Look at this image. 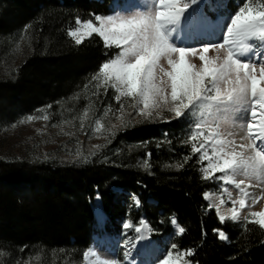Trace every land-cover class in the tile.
<instances>
[{
  "label": "trees",
  "instance_id": "16d2710c",
  "mask_svg": "<svg viewBox=\"0 0 264 264\" xmlns=\"http://www.w3.org/2000/svg\"><path fill=\"white\" fill-rule=\"evenodd\" d=\"M111 1L0 0V58L14 49L9 38L25 37L18 67L0 77V116L14 121L38 108L56 109L119 53L97 35L80 45L68 35L77 19L109 15ZM181 129L179 119L121 129L112 146L123 150L107 163L0 159V264H81L97 232V196L108 231L115 225L120 232L121 220L130 213L133 225L144 217L153 238L165 237L172 234L175 217L184 232L172 243L192 252L191 264H264V228L222 223L208 209L204 194L211 186L197 157L177 139ZM145 159L143 168L138 161ZM114 187L135 194L140 208L129 210L131 198Z\"/></svg>",
  "mask_w": 264,
  "mask_h": 264
},
{
  "label": "rangeland",
  "instance_id": "374dc122",
  "mask_svg": "<svg viewBox=\"0 0 264 264\" xmlns=\"http://www.w3.org/2000/svg\"><path fill=\"white\" fill-rule=\"evenodd\" d=\"M244 2L245 0H198L195 5H191L190 0H180V6L189 4L190 7L196 8L195 18L188 24V36L192 35L193 30H196L198 37L205 35L206 31L214 34L215 30H219L217 32L220 33V36L214 42H188L185 47L197 49L195 56L189 55L187 58L189 63L196 65L197 68L200 67L199 54L201 47L222 42L224 31L231 16L235 13L234 10L237 12ZM257 2L264 3V0H251L252 6H256ZM111 10L112 12L109 15L100 16L102 18L101 21H96V16L93 17L91 21L94 26L99 28L102 22L106 24V18L110 16L118 23L120 20L126 21L139 19L148 14L154 15L155 6L151 4V9L146 14L134 4L133 0H112ZM81 22L80 25L75 24L70 30L75 31L79 28L80 32L84 33L82 41L93 35L99 36L104 41L103 37L98 33L88 35L87 30L83 28V23L87 21ZM72 38L75 41V38ZM24 43V35L7 40V44L14 47V49L7 53L8 56L0 58V77H5L7 69L9 70L13 67L12 71L10 70L11 74L18 67L22 59ZM107 46L117 48L111 41L108 42ZM121 50L122 48H119V52ZM228 50V45L220 48H210L208 55L212 58L218 56L220 58L219 62H222ZM254 52L256 54L264 53V46H257ZM13 56L15 58L12 60L10 57ZM172 58H177L176 54H172ZM160 64L165 70H170L167 58H162ZM256 71L259 74V65H257ZM113 82L109 81L105 84L103 76L99 75L97 80L91 79L87 87L67 101H62L61 104L56 106V109L49 106L38 108L30 114L18 116L14 121H9L5 116H0V159L5 161H40L58 165L91 164L95 160L107 163L123 150V146L119 149L112 146L113 139L119 130L143 121L164 122L177 119L174 113L168 111V107L171 106L170 95L168 105L162 104L159 108L150 107L149 109H144L142 98L139 96L121 97L120 101L117 102L115 96L118 93L111 87ZM226 88L227 85H223L222 91L226 90ZM166 91L170 93V88H166ZM141 109H144L145 112L151 111L152 115L141 114ZM237 115H240L241 119H243L242 114ZM29 116L32 117L31 120L28 119ZM179 120H181L182 129L176 134V137L180 140L181 145H186L191 149L194 144L197 148H200V152L195 154L197 158L205 152L208 153L203 161H199L202 176L211 186L206 192L207 198H205L204 194L208 209L214 210L218 219L220 216H224L223 213L226 211L228 215L224 216L225 221L233 223H256L259 221L261 217L251 214L264 212V184L247 189L249 192L261 197L257 203L248 206L247 198L240 195L233 184L226 182L227 176L224 179H220L224 174L216 172L209 167L210 164L215 165L225 158L219 154L220 146L215 141L227 143V141L232 140L237 145L241 143L247 144L249 141L242 139L245 132L236 129L231 121L218 120L214 115H209L205 117L206 122L201 123L200 134L196 136L195 140H191L189 125L192 118L182 117ZM97 121H99V124H97ZM228 133L233 134L229 135ZM165 138L167 137L165 136ZM185 140L188 142L184 143ZM201 143L204 144L203 148H201ZM214 147L217 150L216 154H213L212 151ZM235 150L237 152L241 151L238 147ZM243 154L245 157L254 155L251 150H246ZM138 164L146 168L148 159L139 160ZM205 175H207V179ZM239 179L241 177L237 176L236 180ZM252 183L256 184L255 181H252ZM113 189L117 194H126V196L131 198L130 204H128L129 210L132 207L136 210L140 208V202L138 205L136 203L137 196L124 193V191L116 187ZM240 199H245L246 206L244 208L239 206ZM231 201H235V204ZM233 212L239 217L236 221L230 219ZM94 213L98 222L97 232L93 237L92 245L84 253L81 264H89L88 258L92 255L91 249L96 246L105 250V258L99 259V264H159L160 261L167 258L165 254L169 251L173 253L172 261L175 264H191L188 261L187 252L180 251L177 246L175 249L172 248V245H174L172 243L173 238L182 234L179 232L181 226L175 217L171 218L173 228L171 235L153 238L152 228L147 220L143 217L141 219L143 223L133 225L130 220V213H127L121 220L120 232L115 231V225L110 227L111 232L104 229L105 225H107L106 215L101 210L98 196L94 203ZM173 219L176 224L172 223ZM124 223H129L132 227L124 229L122 227ZM137 226L141 229L140 233L134 231ZM141 236L146 239L140 240L139 237Z\"/></svg>",
  "mask_w": 264,
  "mask_h": 264
},
{
  "label": "snow or ice",
  "instance_id": "6c2138e0",
  "mask_svg": "<svg viewBox=\"0 0 264 264\" xmlns=\"http://www.w3.org/2000/svg\"><path fill=\"white\" fill-rule=\"evenodd\" d=\"M197 2L190 0L191 5ZM149 3L155 6L154 15L120 20L118 23L110 16L106 18V24L102 22L99 28L91 20L83 23L88 35L98 33L106 45L111 41L117 48H122L114 58L104 62L98 74H93L91 79L95 81L102 75L105 84L114 81L111 87L118 93L115 96L117 102L121 97L139 96L144 109L168 105L170 95L171 106L168 111L174 113L177 119L192 118L189 125L191 140L200 134L201 123L206 122V116L214 115L218 120L231 121L236 129L245 132L242 139L249 143L237 145L232 140L227 143L215 141L220 146L219 154L225 158L209 167L224 174L220 179L227 176L226 182L233 184L237 192L247 198L248 206L257 203L261 197L247 189L264 184V147H261L264 145V53L254 52L257 46H264V3L257 2L256 6H252L251 0H245L231 16L222 42L201 47L199 68L187 59L189 55L195 56L197 49L176 45L172 35L178 24L185 21L190 5L181 7L180 0H149ZM95 20L101 21L102 18L96 16ZM81 23L80 19L76 20L77 25ZM68 35L75 38L76 45L82 43L84 33L79 28L69 30ZM224 45H228L229 50L222 62H219L218 56L209 57L210 48ZM172 54H176L177 58L173 59ZM162 58H167L170 70L161 66ZM257 65L259 74L256 71ZM223 85H227L224 91ZM166 88H170V93ZM144 109H141V114L152 115L151 111L145 112ZM237 114H242L243 119ZM237 147L241 149L240 152L235 150ZM200 150L194 144L191 147L193 155ZM246 150H251L254 155L245 157L243 153ZM212 151L216 154L217 150L214 147ZM207 155L205 152L197 159L203 161ZM237 176L241 179L236 180ZM205 178H208L207 175ZM231 202L235 204V201ZM136 203L139 204L138 198ZM239 206H246L245 199L239 200ZM251 215L261 217L256 223L264 228V212ZM230 219L236 221L239 217L233 212ZM219 220L223 223L225 217L220 216ZM172 223L176 224V221L173 219ZM122 227L128 229L132 225L124 223ZM134 231L140 233L141 229L137 226ZM179 232L183 233L184 228L180 227ZM213 232L218 233L221 240L228 238L222 231L213 229ZM139 239L146 238L141 236ZM172 248L175 249L176 245H172ZM165 255L167 258L159 264H175L171 251ZM187 255L191 256L192 252L188 251Z\"/></svg>",
  "mask_w": 264,
  "mask_h": 264
},
{
  "label": "bare ground",
  "instance_id": "6f19581e",
  "mask_svg": "<svg viewBox=\"0 0 264 264\" xmlns=\"http://www.w3.org/2000/svg\"><path fill=\"white\" fill-rule=\"evenodd\" d=\"M133 2L143 13L147 14L151 9V4L149 3L148 0H133ZM183 6L184 5H181V7ZM195 14H196V8L194 9L190 7L188 13H186L185 21L179 23L177 30L172 34L175 37L176 45L185 47L187 46L188 42L190 43V41L193 43H203L205 41L214 42L215 39H217L220 36V33L217 32L219 30H215L214 34L209 31H206L205 35H202V37H198V33L196 34V30H193L192 35L188 36L187 35L188 24L192 22V20L195 18ZM261 147H264V145H261ZM223 215L227 216L228 213L224 211ZM91 252L92 255L88 258L89 264H99L98 260L105 258L104 255L105 250L101 249L99 246L92 247Z\"/></svg>",
  "mask_w": 264,
  "mask_h": 264
}]
</instances>
